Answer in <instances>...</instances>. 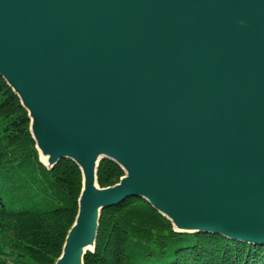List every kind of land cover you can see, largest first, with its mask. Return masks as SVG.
<instances>
[{"label": "water", "instance_id": "1", "mask_svg": "<svg viewBox=\"0 0 264 264\" xmlns=\"http://www.w3.org/2000/svg\"><path fill=\"white\" fill-rule=\"evenodd\" d=\"M0 76L40 163L82 174L55 264L93 253L102 211L129 198L176 233L264 247V0H0ZM102 160L118 184L100 187Z\"/></svg>", "mask_w": 264, "mask_h": 264}, {"label": "trees", "instance_id": "2", "mask_svg": "<svg viewBox=\"0 0 264 264\" xmlns=\"http://www.w3.org/2000/svg\"><path fill=\"white\" fill-rule=\"evenodd\" d=\"M123 176L116 163L101 161L100 187ZM81 190L73 161L64 159L52 170L40 163L28 113L0 76V264H55ZM84 264H264V247L176 233L147 201L129 198L102 211L95 251Z\"/></svg>", "mask_w": 264, "mask_h": 264}, {"label": "bare ground", "instance_id": "3", "mask_svg": "<svg viewBox=\"0 0 264 264\" xmlns=\"http://www.w3.org/2000/svg\"><path fill=\"white\" fill-rule=\"evenodd\" d=\"M93 153H94V155L92 157L93 158L92 162H94L96 160V158H99L103 154L102 152H93ZM43 159H45V158H43ZM92 162H91V165H92ZM90 167H92V166H90ZM95 188H96V180H95V170L93 168L92 174L91 173L89 175L87 173L85 174V183H84V192L85 193L84 194H89L91 192V190H94ZM91 245L90 244H86L83 253L86 252L89 249L91 250L93 248ZM248 245H250V244H248ZM250 246H252V245H250ZM88 253H91V252H88ZM85 256H84V258H83V260H82V262L80 264H84Z\"/></svg>", "mask_w": 264, "mask_h": 264}]
</instances>
